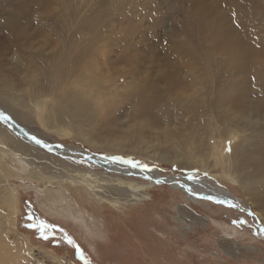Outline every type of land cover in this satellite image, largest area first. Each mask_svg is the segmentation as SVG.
I'll return each mask as SVG.
<instances>
[{
	"label": "rangeland",
	"instance_id": "374dc122",
	"mask_svg": "<svg viewBox=\"0 0 264 264\" xmlns=\"http://www.w3.org/2000/svg\"><path fill=\"white\" fill-rule=\"evenodd\" d=\"M73 1L71 9L79 3L87 6L88 1V6L100 9L99 0ZM253 1L243 8L238 5L235 12L229 9L226 0H203L201 7L207 12L213 6L207 20L214 25L218 18L214 13L221 10L223 21L217 19L213 31L223 30L234 38L235 33L247 26H243L246 22L252 25V30L257 27L264 30V0ZM141 2L144 8L138 11L144 9L141 20L146 30L138 29V38H148L154 43L150 62L162 63L165 56H158V52L170 39H178L176 34L185 17L176 9L177 0ZM180 7L183 12L190 11V5ZM5 20L0 15V25ZM112 23L111 30L118 25L116 20ZM259 37L262 41L254 35L255 43H264V36ZM214 46L218 47V43ZM13 53L5 61L0 60V106L32 134L50 144L60 143L116 159L125 166L155 170L162 177L182 181L196 175L208 179L211 185L229 192L232 198L223 201L233 204L202 197L192 201L182 189L168 183L150 186L148 180L132 175L120 174L123 183L116 184L115 175L97 163L62 157L23 141L9 130L13 144L0 137V234L20 252L25 264H264V232L256 218L241 208L255 211L264 220V162L255 165L258 161L254 160L264 155V146L261 154L252 153L253 147L250 148L246 164L237 169L240 181L235 180L223 173L222 167L227 165L218 164L227 160V154L218 159V149L211 147L209 154L214 160L212 165H204L206 158L201 150L192 149L196 144L185 143L178 131L167 126L184 124L192 118L158 108L157 112H142L143 108L134 106L131 96L129 93L125 96V92L121 96L108 94L111 97L107 101L100 100L91 110L80 107L77 129L71 134L58 132L54 129L57 123L52 110L55 102L48 98L52 89L44 81L47 71L29 57L17 60ZM232 64L238 70L244 67L241 58ZM182 71L186 79L195 72L188 66ZM33 87L40 88L39 95L44 100L37 102L33 98ZM218 96L228 99V105L221 104L222 99L215 103L217 112H222L227 119L225 126L231 120L243 121L244 128L250 132L244 122L255 126L256 116L261 118L259 127L264 125V111L257 113L246 106L234 107L229 101L234 94L227 96L225 89ZM26 110L27 114H19ZM209 118L212 119L210 115L204 116L206 126ZM220 122L213 120L222 130ZM216 127L212 135L218 138ZM257 135L258 132L253 139ZM204 137L201 140L208 143L210 139ZM179 141L185 144L184 149L178 145ZM259 144L264 145V141L259 139ZM62 165L78 166L96 176L99 182L78 180L62 185L65 181H58L68 179ZM52 174L58 177L52 178ZM199 193L207 195L203 190ZM100 196L106 199L101 201ZM7 199L17 201L20 212L15 219L13 209L4 203Z\"/></svg>",
	"mask_w": 264,
	"mask_h": 264
},
{
	"label": "bare ground",
	"instance_id": "6f19581e",
	"mask_svg": "<svg viewBox=\"0 0 264 264\" xmlns=\"http://www.w3.org/2000/svg\"><path fill=\"white\" fill-rule=\"evenodd\" d=\"M202 1L177 0L176 9L185 17L184 23L177 31L178 39H170L166 45H162L158 56H165V59L162 63H156L150 62L154 43L148 38L140 40L136 32L138 29L146 30L141 20L144 9L138 11L144 8L141 0H113L110 3L99 0L98 10L88 6V1L89 12L87 6L82 3L76 8L72 6L71 9L73 0H0V15L6 17L5 22L0 25V60L2 58L5 61L7 55L14 51L13 57L17 60L29 57L41 68L44 67L48 73L44 81L52 89L48 98L50 102H55L52 110L57 123L54 128L56 131L69 134L74 132L77 129L80 107L91 110L100 100L107 101L111 97L107 96L108 94L121 96L125 92L127 96L129 93L133 105L143 108L142 112H157L158 108L167 113L192 118L184 124L174 123L167 126L173 127L175 132L178 131V134L184 137L185 143L196 144L192 149L201 150L206 158L203 159L204 165H210L214 160L209 154L211 147L218 149V159L227 154V160L218 161V164L227 165L222 167L223 173L239 180L237 176L240 171L237 169L246 164V154L252 151L250 148L253 147L252 153L261 154L264 145L259 144V139L264 141V125L259 127L261 118L256 116L255 126L249 121L244 122L251 129L250 132L244 128L243 121L231 120L228 126H225L227 119L222 112H217L215 103L222 99L218 95L225 89L227 96L234 94L229 99L234 107L246 106L257 113L258 110L264 111V43H255L254 38L255 35L257 39H261L259 35L264 36V30L261 27L252 30V25L246 22L243 26H247L235 33L234 38L231 33L227 34L223 30L220 33L215 32L213 29L217 25V19L223 21V13L221 10L215 12L214 15L218 18L215 25L212 24L207 18L212 14L213 6L210 5L206 12L201 7ZM229 1L226 0L232 12H235L238 5L243 8L255 2ZM124 4L135 7H125ZM179 4L183 8L190 5V11L183 12ZM236 13L242 17L239 11ZM113 20H116L118 25L111 30L109 27ZM215 43H218V47L214 46ZM237 58L244 61V67L240 70L232 64ZM187 66L195 72L187 75L186 79L182 68ZM158 78L163 80L157 81ZM36 83L40 84L39 81ZM33 93L32 96L37 102L44 100L39 95L40 88L33 87ZM186 94L189 96L185 97ZM221 104L228 105V99H222ZM6 111L0 106V137L3 140L14 143L10 130L23 141L39 148L44 147L36 140L35 133L32 134L28 127ZM21 113L27 114V110L19 114ZM205 115H210L217 123L221 120L222 130L216 127L211 118L206 126ZM214 126L217 128L218 138L212 135ZM257 132V138L253 139ZM202 135L205 136L203 139L209 138L210 141L207 143L201 140ZM178 145L181 149L186 147L182 141H179ZM43 149L62 157L84 158L97 163L96 165L115 175L116 184L123 183L124 174L144 178L150 186L168 183L176 189H182L192 201L200 198L197 194L201 190L217 202L232 198L229 192L196 175H189L184 180L177 181L175 178L162 177L155 170L144 169L146 173H142L139 169L133 170L116 159L102 156L101 160L96 154L60 146L58 143H49ZM254 160L258 161L255 165H261L264 155L261 158L254 157ZM62 167L67 180H70H59L58 182L65 181L62 185L74 184L78 180L99 182L96 176L78 166ZM56 177L58 176L52 174V178ZM13 193L15 194V190ZM105 199L100 196L101 201ZM4 203L13 209L15 219L17 212H20L17 201L7 199ZM227 204L233 205L231 202ZM253 214L263 226L259 225L264 232V220L255 211ZM0 264H25L20 252L13 249L1 234Z\"/></svg>",
	"mask_w": 264,
	"mask_h": 264
},
{
	"label": "water",
	"instance_id": "95a60500",
	"mask_svg": "<svg viewBox=\"0 0 264 264\" xmlns=\"http://www.w3.org/2000/svg\"><path fill=\"white\" fill-rule=\"evenodd\" d=\"M36 140L42 145V146H47V145H49V143L47 144L46 142H43L42 140H40L38 137H36ZM58 145H60V146H63L62 144H60V143H58ZM72 149V148H71ZM98 158H100L101 160L103 159L102 158V156H100V155H98ZM132 169L134 170H140L142 173H146V170H144L143 168H139V167H132ZM176 179V178H175ZM177 181H179L178 179H176ZM198 195V197H202V198H206V199H211L212 201H214V199L211 197V196H209L208 194L206 195V194H200V193H198L197 194ZM215 202H217L216 200H215ZM220 202H223V203H227V202H229V201H227V202H224V201H221L220 200ZM241 208L242 209H244L245 211H248V212H250L255 218H256V216L252 213V211H250V210H248L247 208H245V207H243V206H241ZM256 222H257V224L258 225H260V226H262L261 224H260V222L257 220V218H256ZM259 226V227H260ZM263 227V226H262ZM261 228V227H260Z\"/></svg>",
	"mask_w": 264,
	"mask_h": 264
},
{
	"label": "snow or ice",
	"instance_id": "6c2138e0",
	"mask_svg": "<svg viewBox=\"0 0 264 264\" xmlns=\"http://www.w3.org/2000/svg\"><path fill=\"white\" fill-rule=\"evenodd\" d=\"M72 241L71 240H69V243H71Z\"/></svg>",
	"mask_w": 264,
	"mask_h": 264
}]
</instances>
